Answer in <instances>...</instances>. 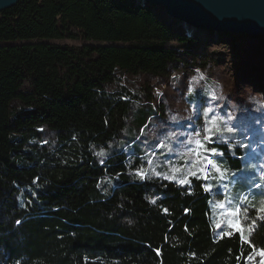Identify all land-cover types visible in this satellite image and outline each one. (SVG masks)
Listing matches in <instances>:
<instances>
[{
    "label": "trees",
    "instance_id": "obj_1",
    "mask_svg": "<svg viewBox=\"0 0 264 264\" xmlns=\"http://www.w3.org/2000/svg\"><path fill=\"white\" fill-rule=\"evenodd\" d=\"M224 36L239 38L236 55L264 88V35ZM196 44L135 0H20L0 14V264L258 263L264 119H246L264 95L232 124L197 117L220 173L152 123L166 105L154 107L150 82L171 79ZM209 90L188 102L202 107Z\"/></svg>",
    "mask_w": 264,
    "mask_h": 264
},
{
    "label": "rangeland",
    "instance_id": "obj_2",
    "mask_svg": "<svg viewBox=\"0 0 264 264\" xmlns=\"http://www.w3.org/2000/svg\"><path fill=\"white\" fill-rule=\"evenodd\" d=\"M157 12L165 18L162 8H157ZM165 20L174 31L188 34L197 41V44L192 48L193 54H187L185 67L175 72L171 79L165 81L154 79L150 82L151 93L154 97V107L161 111L162 103L166 105V112L162 113L160 121L153 119L152 123H161L162 128L168 131L172 137L174 136V139L175 136H178L175 141L176 148L183 147L187 143V146H185L186 152L203 153L204 149L200 147L197 141L203 142L202 140L208 135L205 129H209L210 126L205 123L201 125L197 122V117H205L212 112L208 121L212 122L222 118L227 123L232 124L236 117L239 115L241 117L240 113L246 112L243 106L245 102L256 100L263 102L264 88H261V82H257L256 78L252 76L253 74L249 69L253 65L252 62H243L240 57H237L236 50L240 48L238 44L239 38H236L235 44L231 42L230 37L224 36L227 33L203 32L198 28L188 30L181 21L169 19L168 17ZM239 36L241 35H235V37ZM60 43L82 44L81 41L71 40H63ZM202 61L210 62L212 69L202 71L201 66L199 69L197 65L202 63ZM221 81L225 83L224 88L229 94L227 95L228 97H224L225 92L216 89V83ZM202 88L205 90L210 89L208 91V99L202 103L203 108L200 103L188 102V97ZM257 101L254 102L255 105ZM256 115L264 119V109H259L247 117L246 120L252 127L256 126L254 123ZM200 127L204 129L203 135L200 133ZM172 128H176L175 132L178 134L175 135L172 132ZM226 128L228 127L226 126ZM196 133H199V136H196ZM262 147L256 146L254 153H259ZM176 153H179V151L177 150ZM176 153L174 152L173 154L176 155ZM259 172L260 180L256 182V186L264 183V167ZM218 207L221 219L226 220L231 226L237 224L233 211L225 201L219 202ZM258 263L264 264L263 253Z\"/></svg>",
    "mask_w": 264,
    "mask_h": 264
},
{
    "label": "water",
    "instance_id": "obj_3",
    "mask_svg": "<svg viewBox=\"0 0 264 264\" xmlns=\"http://www.w3.org/2000/svg\"><path fill=\"white\" fill-rule=\"evenodd\" d=\"M19 1L0 0V14L15 7ZM135 1L162 8L165 18L183 22L188 30L198 28L203 32H221L236 36L264 35V0Z\"/></svg>",
    "mask_w": 264,
    "mask_h": 264
},
{
    "label": "snow or ice",
    "instance_id": "obj_4",
    "mask_svg": "<svg viewBox=\"0 0 264 264\" xmlns=\"http://www.w3.org/2000/svg\"><path fill=\"white\" fill-rule=\"evenodd\" d=\"M212 124L214 125L215 121H212ZM205 131H206V133H209V132H211V129L206 128ZM196 135L199 136V133H196ZM210 141H211V136L210 135H206L205 138H204V142L197 141V143L200 145V147H202L204 149L205 158L207 160V165L212 167V168H214L217 173H220L221 169L214 163V160L212 158H209V157L214 156V155L217 154V150L216 149L208 148L206 146L207 143L210 142ZM99 155L103 156L104 153L101 152V153H99ZM198 155H199V153H198ZM220 155H222V154H220ZM201 173H202V175L200 176V178L204 181L203 187L205 188L206 191H210L211 190V185L208 184V176H207V174H203V169H201ZM138 175H141V178H143V175L141 173H138ZM191 175L192 176H197V173L193 172ZM180 183L184 184L185 181L181 180ZM258 187H261V185H258ZM153 203H155V201H153ZM240 210L241 209L237 208L236 212L238 213ZM244 211L247 212V209L245 208ZM256 212H257V219H264V217L260 216V213H264V201H262L261 207L256 209ZM253 223H255V221H253ZM232 227L235 229V231L237 233L241 232V225L239 223H237L235 225H232Z\"/></svg>",
    "mask_w": 264,
    "mask_h": 264
},
{
    "label": "bare ground",
    "instance_id": "obj_5",
    "mask_svg": "<svg viewBox=\"0 0 264 264\" xmlns=\"http://www.w3.org/2000/svg\"><path fill=\"white\" fill-rule=\"evenodd\" d=\"M239 35H243V34H239ZM235 36V35H234Z\"/></svg>",
    "mask_w": 264,
    "mask_h": 264
}]
</instances>
